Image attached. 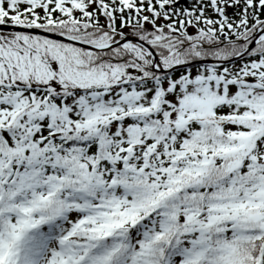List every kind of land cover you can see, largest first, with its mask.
Listing matches in <instances>:
<instances>
[{
	"label": "snow or ice",
	"instance_id": "6c2138e0",
	"mask_svg": "<svg viewBox=\"0 0 264 264\" xmlns=\"http://www.w3.org/2000/svg\"><path fill=\"white\" fill-rule=\"evenodd\" d=\"M0 264H264V0H0Z\"/></svg>",
	"mask_w": 264,
	"mask_h": 264
}]
</instances>
